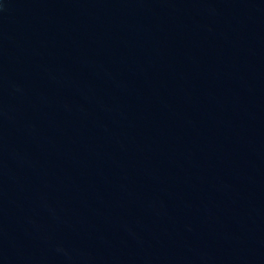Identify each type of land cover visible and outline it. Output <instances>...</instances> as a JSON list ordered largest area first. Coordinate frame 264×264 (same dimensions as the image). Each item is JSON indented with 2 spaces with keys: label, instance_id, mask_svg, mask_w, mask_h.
<instances>
[{
  "label": "water",
  "instance_id": "obj_1",
  "mask_svg": "<svg viewBox=\"0 0 264 264\" xmlns=\"http://www.w3.org/2000/svg\"><path fill=\"white\" fill-rule=\"evenodd\" d=\"M0 264H264V0H0Z\"/></svg>",
  "mask_w": 264,
  "mask_h": 264
}]
</instances>
